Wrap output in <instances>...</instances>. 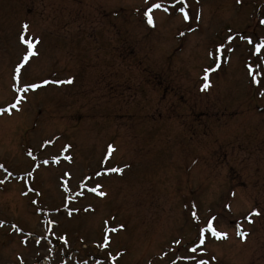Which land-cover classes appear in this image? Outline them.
I'll return each mask as SVG.
<instances>
[{"label": "rangeland", "instance_id": "374dc122", "mask_svg": "<svg viewBox=\"0 0 264 264\" xmlns=\"http://www.w3.org/2000/svg\"><path fill=\"white\" fill-rule=\"evenodd\" d=\"M261 42L264 0H0V264H264Z\"/></svg>", "mask_w": 264, "mask_h": 264}, {"label": "snow or ice", "instance_id": "6c2138e0", "mask_svg": "<svg viewBox=\"0 0 264 264\" xmlns=\"http://www.w3.org/2000/svg\"><path fill=\"white\" fill-rule=\"evenodd\" d=\"M181 4L183 5L184 4V0H180ZM145 3L148 4L149 3V0H145ZM162 7V5L160 3H152L150 7L147 8L146 11H144L143 15L146 17L147 19V23L151 26L154 24V21H153V18H152V15L151 13L153 12L154 9H160ZM164 11H168L167 8L164 9ZM179 11L181 12V14L183 15L184 19L185 20H188L189 19V14L188 12L186 11V5L184 6H181L179 8ZM27 25H24L23 28L26 30L27 29ZM20 40L22 43L26 44L27 45V54L24 56V61L27 62V60L29 59L30 56L32 55H35V52L33 51V48H34V44L32 43V41L30 40H26L24 35H21L20 37ZM249 43H252L251 40L248 41ZM264 48V42H261L259 44L256 45V52L259 53L261 51V49ZM217 51H219V49H217ZM20 67L21 66H18L17 68V72H19L20 70ZM214 69H205L204 72H205V75L203 77V84H202V87H201V90H206L210 85H209V82H208V73L210 71H213ZM67 83H71L72 81L71 80H68V81H65ZM255 82V78H254V81ZM63 83V82H62ZM29 87L31 88H36L38 87V85H29ZM27 90V89H25ZM17 103H19V100H17ZM17 105L16 104H12L10 105V108H16ZM0 111H3V112H7L9 111L8 108H4V109H0ZM113 149H112V146L109 145V152H111ZM45 163H47V161H45ZM110 171H115V172H118V171H121L120 169H110ZM29 175H31V173H29ZM0 183H2V181H0ZM89 191H92V192H97V188H92V189H89ZM99 195L103 196L104 193L103 192H99L98 193ZM35 203V202H34ZM259 213L258 212H253L251 215H258ZM215 219V217H213L212 219L208 220L206 222V227L205 228H201L199 231H200V245H203L204 242H205V233H210L212 237L216 238V239H226L227 238V234L226 233H223V232H220L218 231L214 225H213V220ZM249 222H251V220L249 219ZM237 228L239 229V225H237ZM113 231H115V229H113ZM237 235H240L241 238H243L244 236H246L247 234L246 233H242L240 231L237 232ZM61 239H63V237H61ZM37 243H39V241H37ZM191 251L195 252L197 251L196 248H193L191 249ZM199 264H208V261L207 260H203L201 259L199 261Z\"/></svg>", "mask_w": 264, "mask_h": 264}]
</instances>
